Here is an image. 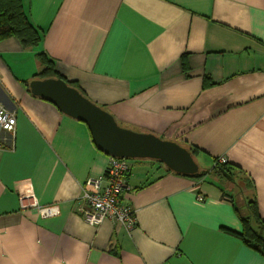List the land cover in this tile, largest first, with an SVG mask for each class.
<instances>
[{"label": "crops", "instance_id": "1", "mask_svg": "<svg viewBox=\"0 0 264 264\" xmlns=\"http://www.w3.org/2000/svg\"><path fill=\"white\" fill-rule=\"evenodd\" d=\"M22 5L41 40L0 37V103L17 120L14 147L0 148V264H264L239 234L255 198L264 222V0ZM39 53L120 125L192 146L207 169L224 157L251 200L235 176L223 184L137 159L125 193L136 223H88L86 182L111 157L85 123L30 92ZM27 194L60 214L20 209Z\"/></svg>", "mask_w": 264, "mask_h": 264}, {"label": "water", "instance_id": "2", "mask_svg": "<svg viewBox=\"0 0 264 264\" xmlns=\"http://www.w3.org/2000/svg\"><path fill=\"white\" fill-rule=\"evenodd\" d=\"M29 89L34 96L56 105L65 115L85 123L97 148L110 157L158 161L169 171L184 176L193 177L201 172L188 147L152 132L120 125L112 113L63 78H35L29 82ZM219 170L226 179L235 182L224 168Z\"/></svg>", "mask_w": 264, "mask_h": 264}, {"label": "built area", "instance_id": "3", "mask_svg": "<svg viewBox=\"0 0 264 264\" xmlns=\"http://www.w3.org/2000/svg\"><path fill=\"white\" fill-rule=\"evenodd\" d=\"M16 124L15 114L0 103V148L14 147ZM217 162L222 164L227 160L221 157ZM130 172L129 159L111 157L104 174L87 180L84 204L79 207V212L88 223L99 225L107 218L114 219L127 227L136 223L133 209L125 200ZM204 199V195L199 193L198 200L204 201ZM20 202V209L35 208L43 218L60 214L59 204L39 205L34 194L21 196Z\"/></svg>", "mask_w": 264, "mask_h": 264}, {"label": "trees", "instance_id": "4", "mask_svg": "<svg viewBox=\"0 0 264 264\" xmlns=\"http://www.w3.org/2000/svg\"><path fill=\"white\" fill-rule=\"evenodd\" d=\"M9 34H14L26 47L33 48L38 46L40 43L41 34L28 20L24 12L22 0H0V37ZM37 56L38 61L42 65V70L38 74L37 78L60 77L65 79L70 85L80 89V91L85 94V91L80 86V84L77 81L66 79L56 69L54 61L50 60L44 53H39ZM27 86L29 88V83H27ZM188 148L191 150L194 156H196L198 150L192 146H188ZM219 167L224 168L234 177L232 168L227 163L221 164L217 162V159L214 161L213 168H201V172L193 177L203 178L208 175H217L225 178L219 170ZM249 183L252 185L251 182ZM247 207L249 214L248 216L243 217L244 230L239 234L248 245L256 248L264 255V222L261 221V217L258 213L256 198L252 201H249L247 203ZM251 219H254L255 221H252ZM255 224L256 226H254Z\"/></svg>", "mask_w": 264, "mask_h": 264}, {"label": "rangeland", "instance_id": "5", "mask_svg": "<svg viewBox=\"0 0 264 264\" xmlns=\"http://www.w3.org/2000/svg\"><path fill=\"white\" fill-rule=\"evenodd\" d=\"M181 144V143H180ZM182 145H185V144H182ZM185 147H188L187 145H185ZM197 158V157H196ZM198 159V160H197ZM196 160L198 161V163L200 164V167L201 168H204L205 166H207L208 165V163L206 162V160L205 159H203V157L202 156H198V158H197ZM131 161H132V159H131ZM234 176H235V178H236V181H238V183L240 184V190L241 191H243L246 195H247V197H248V199L249 200H251L250 198L253 196L252 195V188H251V186H249V184H247V180H246V178H244V177H242V176H240V175H238V174H234ZM212 178L213 177H215V178H217L219 181H221V182H223V184L224 183H227V180H226V178H223V177H220V176H217V175H214V176H211ZM210 177V178H211ZM211 178V179H212Z\"/></svg>", "mask_w": 264, "mask_h": 264}]
</instances>
